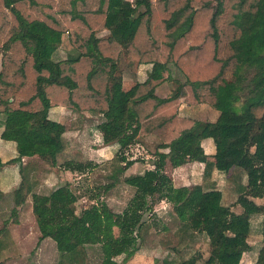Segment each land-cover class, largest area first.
Segmentation results:
<instances>
[{"label":"trees","instance_id":"16d2710c","mask_svg":"<svg viewBox=\"0 0 264 264\" xmlns=\"http://www.w3.org/2000/svg\"><path fill=\"white\" fill-rule=\"evenodd\" d=\"M58 47L63 58L53 57ZM120 62L160 67L143 81L128 82ZM167 64L181 81L170 77ZM163 81L170 88L157 97L154 87ZM180 102L205 103L218 113L213 121L180 116ZM51 105L98 114L100 141L118 145L110 178L136 161L122 152L129 143L147 134L158 143L149 168L122 177L133 191L118 212H101L95 203L76 211L68 182L46 194L31 192L37 241L51 238L59 256L83 255L87 245L97 244L99 264H123L137 249V243L123 245L125 236L145 229L142 214L152 197L169 202L180 222V241L165 245L170 250L162 264H172V254L194 233L205 236L207 253L176 264H238L249 247L251 214L260 216L262 240L251 264H264V202L251 199L264 196V0H0V138L13 141L16 151L7 162L35 156L56 163L63 125L47 119ZM204 137L211 139L212 160L200 145ZM33 160L18 167L15 205L34 183L26 177ZM165 160L172 166L203 162V173L214 164L241 168L247 182L234 200L240 211L221 204L216 188L171 186ZM58 165L84 174L95 163L65 159ZM109 225L121 235L112 236Z\"/></svg>","mask_w":264,"mask_h":264},{"label":"rangeland","instance_id":"374dc122","mask_svg":"<svg viewBox=\"0 0 264 264\" xmlns=\"http://www.w3.org/2000/svg\"><path fill=\"white\" fill-rule=\"evenodd\" d=\"M104 32L105 30H102L99 32V34H103ZM64 56L65 52L60 47H58L53 53L54 58H63ZM119 67L121 70L123 69L122 62L119 63ZM169 70L170 74L176 79H183L182 74L171 64L169 65ZM122 76L124 78H127L125 80H136V78L133 77L130 72L124 71V69L122 71ZM157 88V90H159L158 92L162 94L164 87L161 86V88ZM128 92H130V90ZM210 110L211 112H214L216 114L215 109L210 108ZM198 114L204 119L201 112H196V114L192 115L197 117ZM81 116L83 119L82 129H85L83 131L81 129L83 134H79V138L81 141H79L78 145H82V156L67 155L64 156V158L70 157L73 159H82L86 156H91L92 158H96L95 160H97V162L91 160L93 163H95V165H92L89 169L85 170L83 175H79L77 179H74L72 181L73 183L69 184L70 188L72 187L76 192L75 194L77 195V198L74 202L75 210L77 211L81 208H84L89 203H95L98 210L101 212H118L130 198L133 189L131 187L124 186L121 180V172L116 174L117 179L110 178L109 173L114 170L113 164L116 163L117 159L114 156L111 159H104V156H107L110 153L111 155H114V153L108 151L109 149L107 150V148H103V151L101 149L98 150L95 144L97 140H95L96 136L94 130L92 128L85 127H88V125H94L99 120L98 114L85 113ZM75 120H70L67 126H75V124L79 122V120ZM150 142H152L150 143V145H154L153 141ZM61 143L64 147V137H61ZM110 143L114 144L115 142ZM117 149L118 147L115 145V150ZM151 149L152 146L148 148L143 144L132 142L124 147L122 149V152L127 159L136 158V161L138 162L136 163V165L138 167V165H140V163L145 160L144 158L146 156V160H148V155L150 152H152ZM34 160L41 161L46 167L51 166L49 163H46L43 160ZM230 166L240 169L239 167L234 165ZM226 172L227 170L225 167L218 168V174L221 178H223L224 175L226 176ZM233 173L234 169H232L229 174H231L232 176ZM246 179L247 177L245 178V183L247 182ZM75 182L77 184H75ZM26 196L27 193L25 194V197ZM146 200L150 204H153L149 210H145L142 214V217L147 224L145 225L146 227H144L145 229L142 231L140 230V233H138L140 234L139 236H136L134 233L127 234L125 236V241H123V245L128 249L135 246V244L137 243V249L135 250L136 253L131 254V256L124 262L126 264H146V262L150 259L155 262L156 260H159V258H162L165 254L164 252H152V254L151 252H141L139 251L141 247L149 249L158 245L178 244L180 241L179 236H181V230H177L180 222L172 211L170 205L168 204L162 207L156 205V207H154L153 205L157 204V202H154V199L152 197H147ZM261 202H264V196H262ZM153 207L155 209H153ZM30 216L31 215L27 210V205H25L23 201L18 205L14 204L12 191L11 193L6 194L4 198L0 197V230H2L0 231V264H55L57 262L59 255L56 250L54 241L49 237H45L44 240L37 241V235L33 236L31 234L30 228L31 226H33V223ZM19 219H23L22 221L25 222L24 225L26 231L18 228L20 238L18 240V244H15L10 239V237L7 236V234H9V230L15 231V229H17L18 226L15 227L14 223L19 222ZM252 230L253 232H255L257 228L253 227ZM108 232L112 236H117L120 234V231L115 225H109ZM193 235L195 237L189 245L179 247L175 251V253L172 254V257L170 259V262L172 264L178 263L191 254H201L203 252L204 254L207 253L208 245L205 236L202 233H194ZM256 242L257 240L255 241L253 239V244H256ZM120 257L121 255L117 256L116 259H120ZM99 260L100 251L98 245L93 244L86 246V251L83 255L78 253L73 261L64 259L63 264H67V262H72V264H99ZM200 261H202V258H200Z\"/></svg>","mask_w":264,"mask_h":264},{"label":"crops","instance_id":"0c3cea01","mask_svg":"<svg viewBox=\"0 0 264 264\" xmlns=\"http://www.w3.org/2000/svg\"><path fill=\"white\" fill-rule=\"evenodd\" d=\"M169 65L167 64V68L169 70ZM160 67L158 63H152V62H138L135 63L133 66H123L124 71L130 72V74L136 78L135 81L133 80H126L128 82H140L145 80L149 74L153 71L156 70ZM121 70V77L122 79H127L122 76V71ZM150 71V72H148ZM148 74V76H147ZM169 75L170 77L176 79L170 74L169 70ZM178 80V79H177ZM182 80V79H181ZM178 80V81H181ZM164 83V84H162ZM163 88V93H159L157 90V87ZM159 88V89H160ZM169 82L168 81H163L156 85L154 87V95L157 97H163L167 94L169 90ZM161 90V89H160ZM210 106H208L205 103H200V104H187L185 102H180L178 107H177V112L180 116H185L192 118L194 120H204V121H213L216 116L218 111L216 110V114L214 112H211ZM214 109V108H211ZM193 112V113H192ZM196 112H201L202 116L204 119L198 114V116H194L192 114H196ZM94 114L91 111H79V110H73L69 109L67 107H64L62 105H51L47 109V119L58 122L63 125V131L61 133V137H64L65 145L64 147L62 146V149L57 153L56 155V163L54 165H51L49 167H46L41 161L38 160H33L35 165H32V167H29L26 170V177L34 180V183L31 187V190L29 193H27V196L24 198L23 202L25 205H27V210L29 214L31 215L32 223L33 226L30 228V232L33 236L37 235V227L35 224L34 217L31 213V206H30V193L35 192V193H46L49 192L50 190L54 189L55 187L61 185L62 183L68 182L73 183L72 181L74 179H77L79 175H83V173H78L75 171H70L67 169H63L60 167L58 164L62 160L65 159H71V160H76V161H83L85 160H92L97 162L95 160L96 158H92L91 156H86L82 159H73V158H64V156L67 155H72V156H77L80 155L82 156L83 149L81 146L78 145L80 138L79 134H83L82 131L85 129L83 127V119H82V114ZM76 119L75 121H78V123L75 124V126L69 127L67 124L70 122V120ZM99 119V117H98ZM2 122H3V116L0 114V131L2 129ZM98 122V121H97ZM96 122V123H97ZM96 123L92 126H85L86 128H92L94 130L95 136H96V146L97 149H103L107 148L108 151L110 152H115V145L118 147L117 143L114 141V144H111L110 142L107 143H102L99 139V135L97 134V128H96ZM69 129V130H68ZM82 129V131H81ZM93 140V139H92ZM150 141L154 142V145H150ZM99 142V143H98ZM135 143L143 144L146 147L150 148L152 146L151 151H154L155 146L157 145L158 141L157 139L150 135H144L140 138H137ZM200 145L203 149V151L207 154V159L212 160L211 154L213 152V145L211 142V139L209 137H204L200 139ZM112 150V151H111ZM103 151V150H102ZM151 152L148 155V160H146V157L144 158L143 162L140 163V165H136L138 163L137 161H133L129 165H127L123 171L121 172L122 177L130 175V174H141L143 169L149 168L151 166L150 163V157H151ZM16 156V151H15V144L11 140H6L0 138V161L3 162V164L0 166V193H1V198H4L6 194L11 193L15 187L19 184L21 180V176L18 172V167L21 164H25V162L28 159H37L35 156L31 157H26V156H21L19 160H15L13 162H7L8 159L13 158ZM113 157V154L111 153L107 156H104V159H111ZM131 159V158H129ZM40 160V159H39ZM203 167L204 163L200 161H186L180 165L177 166H172L168 160H165V163L163 165V172L168 176L170 179L171 186L176 187V186H182V185H192V184H198L202 189H209V188H216L220 192V198L219 201L223 205H229L230 209L233 212H239L240 207L234 203L235 197L238 194V191L240 190L241 186H244L245 183V178L246 174L244 171L240 168H235L230 165H225V164H214L213 166H210L208 170L203 173ZM226 168L227 172L225 173L226 176L224 175L223 178H221L218 174V168ZM234 169V173L229 174L231 170ZM239 174V175H238ZM75 184H77L75 182ZM74 184V185H75ZM124 186L129 187V185L123 183ZM255 203H262V197H253L251 198ZM157 204H154L153 206L156 207L158 206H164L168 205L169 202L159 199L156 201ZM170 205V204H169ZM153 207V209H155ZM23 219H19V222L14 223L15 231H10L7 236L10 237V239L13 241V243L18 244V240L20 238V233L19 229L25 230V225ZM256 227L257 230L253 232L252 228ZM19 228V229H18ZM120 235V234H119ZM42 238L41 240H44ZM206 239V238H205ZM253 239L257 242L256 244H253ZM40 240V241H41ZM246 242L249 245L248 249L243 251L240 255V258L238 260V264H251L255 261L257 257V253L259 248L262 245V240H261V234H260V216L258 214H251L248 217V233L246 236ZM132 248V247H131ZM167 250H170L169 248H166L165 245H158L156 247H151L149 249H146L145 247H141L139 251L145 252V253H150L152 252L155 253H160V252H166ZM158 251V252H157ZM136 252L134 251L133 254ZM76 254L71 253H63L60 256H58V263L57 264H63L64 259H69V260H74L76 258ZM152 257V256H150ZM74 263V262H73ZM67 264H72L68 263ZM126 264V263H123ZM146 264H162V259L159 258V260H156L153 262L152 259L148 260Z\"/></svg>","mask_w":264,"mask_h":264}]
</instances>
